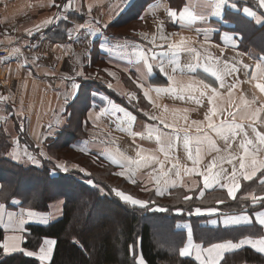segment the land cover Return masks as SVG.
I'll use <instances>...</instances> for the list:
<instances>
[{"label":"crops","instance_id":"obj_1","mask_svg":"<svg viewBox=\"0 0 264 264\" xmlns=\"http://www.w3.org/2000/svg\"><path fill=\"white\" fill-rule=\"evenodd\" d=\"M66 2L67 0H55V3L61 6ZM227 3L229 6L224 9L222 15H212L206 12V20L194 21L189 28L173 23L168 17L166 9L169 7L181 9L186 4L195 6L196 0H72L74 7L69 8L66 12L62 10V7L50 6L49 0H0V46L7 50V55L0 59V96L8 97L7 100H0V137L6 138L9 144L6 155L10 158V154L15 152L20 156L21 163L30 164L26 156V153H29L36 156L41 163V160L49 157L46 148L49 143L47 140L53 138L61 128L70 125L71 129L76 132L71 141V146L75 150L108 162L110 160L107 157L116 155L117 148L133 159H136L134 157L137 151H142L144 155H156L159 160H165L164 153L159 151L160 145L155 141L154 136L149 138L148 133L153 128H159L165 132L169 130L149 117L151 115L163 116L167 123L175 122L178 127L183 128L185 127L183 115L189 117V125L193 120H202L208 104L206 97L200 98L203 103L198 105L193 100L187 98L181 100L168 93L158 95L155 88L170 86L166 76L159 72L161 59L168 75L173 76L175 87H184L189 83L199 85V82L203 81L218 88L224 96V100L220 102L225 106L227 90L219 89L215 78L203 71V55L211 53L212 56L219 57L221 61L238 62L242 60L243 63L250 65V68L245 70L241 67L239 72L241 83L234 90L233 99L239 102V97L243 93L249 100L255 97L260 103H264V94L255 87L257 82L264 83V79H251V73L256 71L255 65L264 63V60L261 59L264 58V22H261V19L264 18V9L258 7L257 0H227ZM233 3L237 5L236 8L231 7ZM90 6L91 11H89ZM129 6L134 8L132 14L134 17H130L131 14L125 12ZM245 6L255 11L257 16L250 18L244 14L242 8ZM196 10L199 11V9ZM225 11L229 12L226 16L224 15ZM62 14H67L68 19L54 20L51 26L55 28L59 22H65L67 26L65 28L58 26L59 28L51 38L45 34L46 27L38 32L35 31V26L41 24L45 19ZM238 16L250 22L248 36L254 32V27H258L259 36L257 37L258 34L254 33L253 36L257 39L251 41L248 38L247 40L250 42L245 46H242L241 41H238L239 47L233 48L230 46L231 41L225 43L221 40V35L224 33L243 35L247 32V26ZM97 21L100 23L97 24ZM109 21H111L109 27L98 35L80 30L79 39H77L76 31H73L72 37L69 38L68 29L88 24L94 30ZM161 22H163V33L168 36L167 41L159 38L158 25ZM197 29L208 30L209 43H204V36L203 34L198 35ZM213 29L215 31H212ZM27 30H33L34 34L29 36ZM172 33L180 35L171 36ZM142 34H145L147 38ZM154 34L156 40L153 44L151 41ZM180 36L191 38L192 46L203 53L199 65H196L188 54H181L177 58L172 56L170 50L160 47V45L178 41ZM101 44H104L103 48ZM216 45L220 47L217 48ZM14 48H19L20 53H13ZM204 49H207V52H204ZM221 50H223V55ZM141 51H144L148 57L154 53L158 56V59L151 61L156 65L151 75L145 74L143 61L140 58ZM37 55L40 56V59L33 62V57ZM172 60H177L175 73L172 72V67L169 64V61ZM190 62L197 69L194 73L188 71ZM181 69L183 70L181 71ZM233 79V75L227 76L226 84L232 83ZM138 82L144 83L145 89L149 90L150 100L144 97V90L137 87ZM74 83L80 85L78 92L73 88ZM109 84L112 87H109ZM133 93L136 99H129L130 94ZM195 95L199 96V93L197 92ZM165 106L168 107V112H164ZM174 108L187 109L188 111L186 113L181 111L174 120L172 114ZM102 110L104 111L102 112ZM98 114L99 118L97 119ZM133 116L135 120L132 119ZM49 125L52 127L50 128ZM257 128L264 131V124L258 123ZM189 130L193 134L196 132L195 126ZM49 132L52 134L49 135ZM249 132L250 135H254L250 129ZM133 133H142L143 135L134 136ZM214 139L221 151L217 153L204 146L199 165L201 170L210 162L205 159L206 155L227 156V152L224 150L226 147L224 141L217 137ZM195 147L196 145L193 144V151ZM179 148H184L183 143H180L175 151ZM239 151L238 145L234 144L233 154L238 155ZM41 152L45 155L41 156ZM166 162L170 163L166 164ZM166 162L167 170L174 162ZM111 164L119 172L124 170L116 164ZM153 167L158 168V165L155 164ZM223 167L229 172L231 171V165L226 162ZM141 171L145 170L139 169L135 179L138 181L145 179L155 187L154 183L148 180L150 175L144 177L139 174ZM151 174L155 175L152 173V169ZM260 175L257 173V178H254L257 180L255 181L257 184ZM123 177L129 180L127 174ZM173 179L177 178L173 176ZM241 181L242 185L247 186L244 189L245 192H248L250 187L256 186L251 185L253 181L240 179V183ZM177 184L179 185V179H177ZM184 184L185 187H177L186 191L188 196L195 195L199 198V189L203 186L199 176L193 175L184 178ZM171 189L173 188L169 190ZM212 190L223 192V195L216 200L227 201L230 199L226 189L216 186ZM207 191L210 190H206L205 193ZM216 200L201 208L217 207L218 212L211 214L205 212L197 215L193 210L191 211L193 214L190 216L196 219L197 224L211 229L242 227L243 232L213 243L225 240H232L236 243L245 236H250L255 240L264 235V228L255 223L251 226H225L223 224L225 214L240 215L246 212L254 218L255 212L264 211V206L252 210L246 208L240 210L220 209L222 204L217 205ZM51 206L53 216H50L52 218L48 216V220L58 217L61 213L60 201L51 203L50 210ZM21 210L5 207L2 210L4 219H8V213L19 214ZM35 213L38 215L33 219L29 220L26 214L24 219L27 222L42 223L40 216L47 213ZM190 216L179 218L175 223L178 228L185 231L183 244L187 240L188 227H191L193 231ZM194 241L200 243L199 240L194 239ZM245 246L257 251L251 245L246 244L242 247ZM39 264H49V261H39Z\"/></svg>","mask_w":264,"mask_h":264},{"label":"snow or ice","instance_id":"obj_2","mask_svg":"<svg viewBox=\"0 0 264 264\" xmlns=\"http://www.w3.org/2000/svg\"><path fill=\"white\" fill-rule=\"evenodd\" d=\"M50 6L62 7V10L66 12L71 7H74L72 0H67L63 5H57L55 0H49ZM258 7L264 9V0H257ZM227 0H196L195 6L192 4H186L181 9H173L171 7L167 8V15L173 23H177L180 27H191L194 21L200 20L204 21L207 19L205 13H211L212 15H222L224 9L228 7ZM231 7L236 8V4H232ZM196 9H199L197 11ZM91 11V6L89 7ZM242 12L250 18H255L257 13L253 11L250 7H243ZM68 15L62 14L57 17H50L45 19L35 26V31H40L42 28L50 27L54 20H67ZM143 19V17H141ZM261 22H264V18L261 19ZM97 24L100 21L96 22ZM111 21L103 23L100 28H93L88 24H81L76 26L73 29H68L69 38L72 37V32H77V39H79L80 30H85L86 32L91 33L92 35H98L103 30H106ZM158 30L160 32L159 38L161 40H168V36L163 33V22L158 25ZM197 34H203L204 43H209L210 37L207 29H197ZM212 31H215L213 29ZM27 34L32 36L34 34L33 30H27ZM145 35V34H142ZM171 36L180 35L179 33H172ZM145 38L147 36L145 35ZM156 40L155 34L152 37V43L154 44ZM221 40L225 43L231 41V47L238 48V41L243 40V35L228 34L224 33L221 35ZM36 47V46H33ZM101 47H104V44H101ZM161 48H166L171 51L172 56L179 57L181 54L190 55L195 64L199 65L203 53L198 50L196 47H193L191 44V38H185L180 36L178 41H173L167 43L166 45H160ZM219 48V45H216ZM203 48V45H201ZM204 52H207V49H204ZM13 53H20L19 48H14ZM67 55V53H65ZM223 55V50H221ZM140 58L143 61L145 68V74L151 75L156 65L151 61L158 59V56L154 53L151 57H148L144 51L140 52ZM40 59V56H34L33 62H36ZM203 71L210 74L219 84V89L227 90V104L220 101L224 100L223 94L218 90L217 87H212L210 84L204 83L203 81L199 82V85L189 83L184 87H175V81L173 76L168 75L165 68L164 62L161 59L159 62V72L164 74L167 80L170 82L168 88H155L154 90L159 95L161 93H168L173 95L175 98L184 100L185 98L195 101L196 104L200 105L203 103L202 97L207 98L208 108L204 113L202 120H193L191 124H188L189 117L183 115L182 119L185 122V127L180 128L176 125L175 122L167 123L163 116L151 115L149 118L153 121H158L159 124L163 125L165 129L169 131L165 132L159 128H153L149 131V138H153L160 145L159 151L164 153L165 160H159L156 155H144L142 151H137L136 159H133L130 156H126L119 148L116 149V155H110L107 158L111 163L118 165L123 171L115 173L118 176H126L132 184H136L137 180L135 177L139 169L152 167L153 164L158 165L157 167H152V173L155 175H150V182H153L155 185V194L158 196H163L165 193L171 194L169 189L175 188L177 186L185 187L184 176L191 177L197 175L202 179L203 186L199 189V197L205 195L206 190H212L216 186H219L221 189H226L227 196L231 200L237 199V193L241 189L240 179L244 181H254V178H257V173H260L259 185L261 186V195L256 194L254 189L251 192L246 193L240 199L244 201L251 202V205L255 206L260 204L264 206V131L258 130L257 124H264V103H260L255 97L251 100L246 98L243 93L239 97V102H236L234 97V90L237 89L241 83L239 80V72L241 67L245 70L250 68V65L243 63V61H221L219 57H214L211 53L203 55ZM264 60V58H261ZM27 63V61H25ZM177 60L169 61L170 66L172 67V72L175 73L177 68L175 64ZM256 71L251 73V79L259 80L264 79V63H257L255 65ZM183 69H181L182 71ZM196 67L190 62L188 71L196 72ZM107 71V70H106ZM247 74V73H246ZM80 75V73H78ZM110 75H112L110 73ZM233 75V82L226 84V77ZM112 87L111 84L108 85ZM202 86V87H201ZM137 87L144 90L143 95L145 98L150 100L149 90L145 89V85L142 82L137 83ZM255 87L259 90L260 93L264 94V83L257 82ZM73 88L78 92L80 85L73 84ZM242 91V90H241ZM199 93V96L195 93ZM8 97L0 96V100H7ZM129 99H136L135 94H130ZM258 105V106H257ZM154 107H159L158 105H153ZM104 110H102L103 112ZM187 112V109H172L173 119L175 120L177 115L181 112ZM164 112H168V107H164ZM145 115H148L145 113ZM99 118V114L97 119ZM135 120V117H132ZM59 123V121H57ZM195 126L196 132L193 134L189 129ZM51 128L52 126L49 125ZM251 133L254 135H250ZM123 130V129H121ZM52 133L49 132V135ZM134 136H142V133H133ZM219 138L224 141L225 151L227 156H214L212 160L204 167L203 170L199 167L201 164V153L204 146H207L210 150H213L217 153L221 151L216 143V139ZM47 138V137H45ZM183 143L184 149L187 153V158L192 161V167H183V175L181 172V165L179 163H171L170 167L165 170V162L169 160L170 153H173L176 147ZM193 144L196 145L193 151ZM237 144L239 148V154L235 155L232 152L233 145ZM83 150V149H82ZM195 152V154H194ZM41 156L45 154L40 153ZM27 161L34 166H41L39 160L36 156L26 153ZM10 158L21 163V158L18 154L11 153ZM51 159V157H48ZM231 165V171L223 167L224 163ZM80 171H84L80 169ZM58 172L68 173L69 169L63 164H55L52 169H49V179L57 178ZM171 173V175H170ZM173 176L179 179V185L177 184V179H173ZM89 185H94V181L89 179L87 181ZM148 190V189H143ZM4 191V186L0 184V192ZM100 191L103 193V189ZM111 193H114L117 198H119L123 203L129 204L131 206H138L142 209L149 208V205H153L151 210L159 212L169 211L168 207H163L155 205L154 201H145L133 197L131 194H127L125 191L113 188ZM192 197L185 195L183 200L185 202L189 201ZM12 203H20V201L13 200ZM223 200H216V204H223ZM6 205L0 203V227H3L5 235L3 239L0 240V250L3 251L5 255L13 253H23L28 257H37L39 261L45 262L50 261L54 246L57 241L52 238L45 237L43 242L40 244L38 251H30L22 247V243L25 241V236L22 234L25 232L26 220L24 215L26 214L28 219L31 220L36 217L38 214L30 209H22L19 214L8 213V219L5 220L2 210L5 209ZM178 214L183 210L177 208L175 210ZM216 213L218 212L217 207H207L202 209L201 207H196L194 209V214L200 215L203 213ZM193 213H189L192 215ZM43 224H48L49 220L47 218H41ZM216 223V221H213ZM258 224L261 228H264V211H257L254 214V218L251 215H248L246 212L240 215H231L225 214L223 217V224L228 225H245L251 226L253 224ZM11 232L12 234H8ZM20 233V234H18ZM78 243V241H75ZM251 245L260 253H264V235L260 236L258 239H253L250 236H245L240 239L239 242L234 243L232 240H225L223 242L210 243L207 246H204L203 242L196 243L193 239V231L191 227L187 229V240L179 248L180 257H191L194 255L196 261L199 264H222L225 262V254L240 249L244 245ZM83 247V246H81ZM129 251L135 257V244L129 245ZM136 264H146L143 257L140 256L136 260Z\"/></svg>","mask_w":264,"mask_h":264},{"label":"trees","instance_id":"obj_3","mask_svg":"<svg viewBox=\"0 0 264 264\" xmlns=\"http://www.w3.org/2000/svg\"><path fill=\"white\" fill-rule=\"evenodd\" d=\"M133 9L129 6L125 12L131 14L130 17H134ZM227 13L229 12L225 11L224 15L226 16ZM238 17L247 26V32L243 34V40H241V45L245 46L250 42L248 38L251 41L257 39L259 30L258 27H254V32L248 36L250 22ZM58 26L65 28L67 23L59 22ZM58 26L46 27L47 37L51 38L59 28ZM254 33L258 34L256 38L253 36ZM73 135H76V132L67 125L57 131L53 138L48 139L46 148L51 159L41 160L39 167L17 163L10 159L6 155L9 144L6 138L0 137V184L4 186V191L0 192V203L14 210L26 208L45 212L51 203L61 202L60 215L49 220L48 224L26 222L23 247L35 248L43 236L53 237L57 243L49 264H136L135 257L129 251L130 244H135V255L138 250L146 264H199L193 256H179L178 250L184 242L185 231L178 228L175 223L179 218L190 216L191 212L186 211L192 209V204L205 207L214 203L215 194L218 191H207L202 198L192 196L187 202L183 200L186 191L180 187L167 196L145 198L140 193L130 192L127 187H124L122 183L127 182L123 178L120 183H116L94 174V171L90 169L93 161L88 156L86 157L90 162L87 165L78 163L79 167L69 168L68 173L58 172L57 178L49 179V169L56 164L53 159V149L65 147L74 150L77 154L83 153L71 146ZM105 168L106 173L116 177L111 172V166L107 165ZM89 179L94 181V185L87 183ZM255 181L257 180H254L251 185L260 187ZM246 187L243 184L239 192H245ZM101 188L103 193L100 191ZM113 188L130 194L135 193L136 198L154 201L155 205L168 207L169 211L151 210L153 208L151 204L147 209L125 204L111 193ZM240 193L236 200L240 199ZM161 198L169 200L163 201L160 200ZM13 200L20 203L14 204ZM225 202H227V208L235 210L243 208L252 210L262 207L260 204L255 206L245 204L246 201L242 202L243 207L232 204L234 200L231 199ZM177 208L183 211L178 214L175 211ZM189 219L193 223L194 239L199 240L200 243L203 242L204 245L219 239L234 237L243 232L242 227L211 229L197 224L196 219L191 216ZM2 235L3 231L0 227V240ZM244 260L264 263V254L247 246L225 254L226 264H238ZM0 264H39V260L19 252L5 255L0 250Z\"/></svg>","mask_w":264,"mask_h":264},{"label":"rangeland","instance_id":"obj_4","mask_svg":"<svg viewBox=\"0 0 264 264\" xmlns=\"http://www.w3.org/2000/svg\"><path fill=\"white\" fill-rule=\"evenodd\" d=\"M52 154H53V159H54L55 162H57L58 164L61 162L63 165H65L66 167H68V169L71 168V167H79V164L78 163L87 165L88 162H90L87 159V157H86V156H88L93 161V163H94V164L91 163L92 165H90V169H92L94 171L93 172L94 174H98L99 176L103 177L104 179L108 178L109 180H111L113 182H116V183H120L121 182L120 180L123 178V179L126 180L127 183L126 184L125 183H122V185L124 187H127L130 192L140 193L142 195V197H145V198L146 197H149V196H152V197L153 196L161 197V196H158V195L155 194V187L153 185H151L145 179L144 180L142 179V181H138V179H137V183L136 184H132L125 177L116 175L115 173H118L119 171L117 170L116 167H114L110 162H108L106 160H103V159L97 158L95 156L89 155V154H87L85 152H83L82 154L81 153L80 154H77V153H75L74 150H70L69 148H65V147H63V148H57L56 150L53 149L52 150ZM213 157H214V155H206L205 156V159L209 162V160L211 161ZM134 158H137V157L135 156ZM168 161H172L174 163H179L182 166L181 167L182 175H183V167H191V165H192V161L187 158V153H186V151H185L184 148H179L176 151H174L173 153H170V157H169V160ZM167 163H170V162H166V164ZM107 165H109V166L112 167V171L111 172L113 174H115L116 177H113V176H111V174L106 173V168L105 167ZM154 165L155 164H153L152 167ZM152 167L142 168V170H145V171H141V172H139V174L142 175V176H144V177L148 176L149 174H151ZM166 167L167 166L165 165V170H166ZM84 172H87V170L84 171ZM117 176H118V178H117ZM184 178H189V177L188 176H184L183 179ZM148 180H150V178H148ZM241 185H242V181H241ZM176 188H179V187H175V188L169 190L170 193H172L173 190L176 189ZM143 189H148V190H143ZM254 189L256 190V194L257 195H261L262 194V192H261V186L260 187H258V186L250 187L247 191L248 192H251ZM248 192H242V193L239 192L240 193V197H242L243 195H245ZM126 193L127 194H130L128 192H126ZM134 194H131V195L133 197L135 196V198H136V195H134ZM167 195H169V194L168 193H165V195H163V196H167ZM185 195H187V192L185 193ZM222 195H223V192L222 191H218L217 194H215V199L214 200L218 199ZM192 196L196 197L195 195H191L190 197H192ZM199 198H201V197H199ZM160 200L168 201L169 199H167V198H161ZM243 201L244 200H242V199L234 200V202L232 204L243 207L244 206V204L242 205V202ZM246 203L249 204V205H251L250 200L249 201H246L245 204ZM226 205H227V202L223 203L220 206V209H231V208H227ZM229 205H230V203H229ZM191 206H192V209L190 211H186V212H191V211L194 210V208L200 207L199 205H195V204H192ZM19 209H26V208H19ZM32 211L38 212V211H35V210H32ZM45 212L47 214L40 216L41 218H45V217L47 218L48 216L49 217L50 216H53L52 215V206H51V210L48 208ZM50 218H52V217H50ZM53 219H55V218H53ZM28 222H30V221H28ZM1 229L3 231V235H2V239H3V236H4L5 232H4L3 227H1ZM25 232L22 233L24 236H25ZM43 237H45V236H43ZM46 237H51V236H46ZM42 238H41V241H42ZM51 238H53V237H51ZM41 241H40V243L35 248H31V249H27V250L37 251L38 248H39V246H40V244H41ZM206 245H208V244H205L204 246H206ZM21 246L23 247V243H22ZM140 256H141V254L137 250V253L135 255V259L137 260ZM238 264H264V263H258V262H255V261H246V260H244V261H240Z\"/></svg>","mask_w":264,"mask_h":264},{"label":"built area","instance_id":"obj_5","mask_svg":"<svg viewBox=\"0 0 264 264\" xmlns=\"http://www.w3.org/2000/svg\"><path fill=\"white\" fill-rule=\"evenodd\" d=\"M6 55H7V50L4 47L0 46V59L4 58Z\"/></svg>","mask_w":264,"mask_h":264}]
</instances>
